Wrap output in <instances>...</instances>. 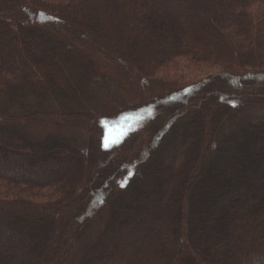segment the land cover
<instances>
[{
	"label": "trees",
	"instance_id": "trees-1",
	"mask_svg": "<svg viewBox=\"0 0 264 264\" xmlns=\"http://www.w3.org/2000/svg\"><path fill=\"white\" fill-rule=\"evenodd\" d=\"M199 64L222 71L176 84ZM238 74L245 102L255 93L264 105V0H0V264H264V120H236L233 102L205 104ZM173 104L167 125L152 126ZM105 106L113 111L96 121ZM127 116L144 138L129 163V138L105 147L93 133ZM21 122L93 137L34 141ZM101 151H121L113 179ZM99 169L105 185L86 187ZM153 174L164 190L150 203ZM114 183L105 227L78 258Z\"/></svg>",
	"mask_w": 264,
	"mask_h": 264
},
{
	"label": "rangeland",
	"instance_id": "rangeland-1",
	"mask_svg": "<svg viewBox=\"0 0 264 264\" xmlns=\"http://www.w3.org/2000/svg\"><path fill=\"white\" fill-rule=\"evenodd\" d=\"M206 64V63H204ZM211 64V63H209ZM194 67V68H193ZM192 68L195 70L193 71V73L195 74L194 76L196 78H192V76H190V73H188L187 75H181L177 77V82L176 84L181 85L183 83H198L201 82L203 79H205L206 75H211L214 76L216 75L218 72L222 71L220 67L217 66H205L203 64H199L197 67L194 65L192 66ZM169 67H165L164 68V72H169ZM238 77L236 78V81L238 82L237 85H232L231 87L228 88H217V86H213L211 87V89L207 90L204 94H205V104L208 103L207 101H210L211 103L214 101H217L219 103L228 105L231 102H233L235 106H237L240 109V112L238 114V119L236 120H240L241 122H247V121H254L257 122L259 120H264V105L257 103L255 98L257 97V95L254 93V98L252 100H250V102H245V100L242 98V93H241V85L244 83V81L241 80V75L238 74ZM250 84L254 85V82L250 81ZM173 92H176L175 89L171 90V91H160V98L161 100H164L166 97L170 96ZM112 93V92H111ZM251 97V96H250ZM124 98H126L124 96ZM165 101V100H164ZM141 103L140 101H137L136 103L134 102V104H138ZM244 103V104H243ZM190 104V103H189ZM205 104L202 105V107L205 106ZM131 106V105H129ZM176 107H178V104L176 105H169L166 106V109L163 110L161 113L162 114H158V116H156V118L153 120V122L151 123L152 126H154L157 129L162 130L167 123L170 121V119H168V117H171L174 112H171V110L175 109ZM190 107V105L188 106ZM186 107V109L188 108ZM205 108V107H204ZM93 110V109H92ZM115 110V109H114ZM100 111V110H99ZM98 109L93 110L92 111V115H94L96 118V121H98V119H100L101 117H105L106 113L108 111H113V110H107V107L105 106L104 109L101 108V111L99 113ZM120 110H115L114 114L117 113ZM112 113V112H111ZM160 113V112H159ZM166 114L168 117H164L162 115ZM204 118H207L206 115L203 116ZM202 118V119H204ZM134 119V118H133ZM130 117H125L123 119H121L120 122L118 123H114V124H109L108 122H103L102 126H103V131L101 129H97L94 130V137L96 142L100 141V137L103 140V144L106 147V142H107V147L110 146H114L118 143L122 144L124 143L128 138V140L126 141L125 145L123 147H121L124 151L123 154L125 155L124 158H126L127 162H131L134 159H137L138 157L141 158L143 156V152L140 150H137L138 146H140V144H142L144 142V138H143V133L141 134V132L138 133V129L139 126L137 124H135V122H133V120ZM235 120V119H234ZM235 120V122H236ZM162 121V122H161ZM160 122V123H159ZM150 124V125H151ZM243 124V123H242ZM20 130L26 134L30 139L32 140H40L50 134H59L62 136H67V137H72L75 138L79 143L83 144H87L88 140L93 137V133L85 127H77V126H72V125H61V126H55L52 122H40V123H34V122H21L18 124ZM176 129H174L175 131ZM131 135V136H130ZM130 136V137H129ZM200 135L196 134L195 138L192 140L193 144L195 145V151L198 150L197 145H196V141L198 140ZM151 141V140H150ZM127 146V147H126ZM126 147V148H125ZM178 148V144L177 142H172L170 143L168 146H166V144L162 142V144L158 145V148L156 147V155L157 157H163L165 154H171L172 150L175 148ZM190 151V150H189ZM236 151H238V148L236 149ZM119 152V153H118ZM118 152H113L112 154H103L101 151V161H100V166H108V172L109 175L112 171L111 169L119 164H121L120 170L122 171V168L124 165H122V159L121 160H117L116 157V153H118L117 155L121 156V151ZM186 152V151H185ZM197 152V151H196ZM188 153V151L186 152ZM156 164L154 166L158 167V169H160V173L163 175V172H161V167H160V162H155ZM165 163H168L167 161ZM210 163V158L207 161V166ZM153 164V163H152ZM104 167V168H105ZM111 167V168H110ZM103 169V168H102ZM102 169L97 170L94 174V178L92 179H88L87 183H86V187L88 186H98V183L100 182L98 180V178H100L101 171H103ZM209 169V168H208ZM139 170L137 169V172ZM122 172L120 174L119 177L123 176ZM97 174V175H96ZM99 176V177H98ZM116 173H112L109 177L108 180L115 178ZM125 176V175H124ZM152 175V178H154L153 184L155 187L153 192L149 193L148 195H145V198L147 201H149L150 203L152 202V199L155 198V195L158 194L160 191H163V185L159 182L157 176L159 177V175ZM157 178V180H156ZM161 178V177H159ZM107 179L104 178L103 181L105 182ZM108 180L106 182H108ZM103 186L105 184H102ZM103 186H98L96 187V189H99ZM168 186V185H167ZM169 188V187H168ZM119 186L117 183H114L111 188H108L107 190V194L105 195V199L103 200V202L101 203V205H99L98 209L96 210V213L92 219L91 224L89 225L90 227L88 228V235L85 237L84 239V243L82 245V250L80 251L78 258L81 257V255L83 254V252L86 250V248H88L90 245H92L97 238L99 237V235L101 234V232L103 231L105 224L109 218L110 215V209H111V203L112 200L119 194ZM96 191L95 189L92 191V193ZM91 192V191H90ZM89 192V193H90ZM150 192V191H149ZM174 190H172V194H174ZM42 200V199H41ZM44 201V200H42ZM167 201V200H166ZM170 213H167V215H169ZM170 216V215H169ZM128 219H130V217H123L122 220H124V222L128 221ZM115 245V244H114ZM101 254H103V250L100 251ZM100 254V255H101ZM97 256L99 255V252L96 254Z\"/></svg>",
	"mask_w": 264,
	"mask_h": 264
},
{
	"label": "snow or ice",
	"instance_id": "snow-or-ice-1",
	"mask_svg": "<svg viewBox=\"0 0 264 264\" xmlns=\"http://www.w3.org/2000/svg\"><path fill=\"white\" fill-rule=\"evenodd\" d=\"M106 147H107V142H106Z\"/></svg>",
	"mask_w": 264,
	"mask_h": 264
}]
</instances>
